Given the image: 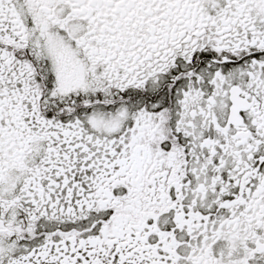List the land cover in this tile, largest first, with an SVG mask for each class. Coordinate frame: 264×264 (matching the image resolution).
<instances>
[{"label": "snow or ice", "instance_id": "snow-or-ice-1", "mask_svg": "<svg viewBox=\"0 0 264 264\" xmlns=\"http://www.w3.org/2000/svg\"><path fill=\"white\" fill-rule=\"evenodd\" d=\"M0 264H264V0H0Z\"/></svg>", "mask_w": 264, "mask_h": 264}]
</instances>
